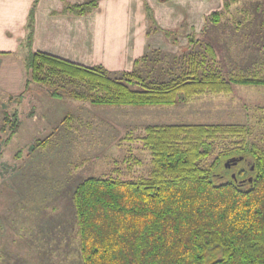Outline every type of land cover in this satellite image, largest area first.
Wrapping results in <instances>:
<instances>
[{"label":"trees","instance_id":"16d2710c","mask_svg":"<svg viewBox=\"0 0 264 264\" xmlns=\"http://www.w3.org/2000/svg\"><path fill=\"white\" fill-rule=\"evenodd\" d=\"M39 1L32 4L21 45L27 50L26 89L37 83L62 99L61 89L73 85L68 95L95 105L144 107L186 102L205 92L231 93L236 83L264 84V78L248 75L226 78L211 66L217 58L212 43L193 33L182 52L154 49L137 58L133 70L117 75L102 64L88 66L35 50ZM232 1L225 0L224 9ZM99 3L64 0L62 10L52 14L83 16ZM144 6L152 23L148 35H179L158 24L146 0ZM222 15L214 10L207 20L219 23ZM13 123L15 132L18 122ZM241 134L240 144L203 164L217 139ZM246 134L235 125L148 126L142 139L152 155L149 176H92L75 190L83 264H264V149L249 143ZM217 173L228 179H216Z\"/></svg>","mask_w":264,"mask_h":264},{"label":"rangeland","instance_id":"374dc122","mask_svg":"<svg viewBox=\"0 0 264 264\" xmlns=\"http://www.w3.org/2000/svg\"><path fill=\"white\" fill-rule=\"evenodd\" d=\"M217 10L223 11L221 21H208L209 13L199 31L183 20L179 35L170 38L176 47L165 52H182L193 33L212 43L217 58L211 66L226 78H264V0H233L227 10L223 2ZM150 25L148 20L147 34ZM73 88H62L61 99L32 83L20 94L0 97V264H83L75 190L92 176H149L152 155L142 139L148 126L235 125L247 130L249 143L264 149V84L236 83L231 93L205 92L186 102L144 107L95 105L68 95ZM242 135L217 139L203 164L236 147Z\"/></svg>","mask_w":264,"mask_h":264},{"label":"crops","instance_id":"0c3cea01","mask_svg":"<svg viewBox=\"0 0 264 264\" xmlns=\"http://www.w3.org/2000/svg\"><path fill=\"white\" fill-rule=\"evenodd\" d=\"M71 3L83 0H67ZM156 21L177 30L183 20L199 31L206 16L220 9L224 0H147ZM34 0H0V97L25 90L27 50L21 48ZM143 0H100L99 8L83 15H52L64 0H40L36 11L34 49L88 66L102 64L109 70H130L137 58L176 45L163 33L149 36ZM185 14V15H184ZM187 15V16H186ZM186 16V17H184ZM181 40V38H180ZM181 42V41H180ZM0 98V99H1ZM7 99V98H6Z\"/></svg>","mask_w":264,"mask_h":264}]
</instances>
